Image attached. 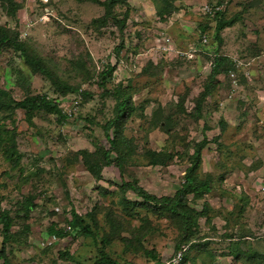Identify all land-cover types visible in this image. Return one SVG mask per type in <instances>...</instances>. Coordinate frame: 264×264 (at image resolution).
I'll list each match as a JSON object with an SVG mask.
<instances>
[{"label":"rangeland","instance_id":"rangeland-1","mask_svg":"<svg viewBox=\"0 0 264 264\" xmlns=\"http://www.w3.org/2000/svg\"><path fill=\"white\" fill-rule=\"evenodd\" d=\"M4 37L0 264H153L182 244L183 264H264V0H0ZM214 53L228 61L216 74ZM73 91L72 121L17 105ZM196 150L192 184L209 190L177 212L133 190L176 199ZM72 211L93 238L71 230Z\"/></svg>","mask_w":264,"mask_h":264},{"label":"trees","instance_id":"trees-1","mask_svg":"<svg viewBox=\"0 0 264 264\" xmlns=\"http://www.w3.org/2000/svg\"><path fill=\"white\" fill-rule=\"evenodd\" d=\"M222 3L219 4H208V6L211 8L212 13L210 14H204L202 13V15L207 19V20H217L219 18V16L222 14V7H221ZM219 7L218 10H216L215 8ZM107 9H105L106 11ZM229 25V24H228ZM223 24L217 25L215 27V31H220L223 27ZM206 25L202 26L200 25V34L202 35V38L206 35ZM6 40V38H2L0 39V43H4ZM200 43H202V39L200 40ZM215 54V53H214ZM116 55L118 56V53H116ZM215 60H214V69H213V73L216 74L219 69L221 68L222 64L225 62H228L225 58L223 57H217V55H214ZM218 58V59H217ZM26 61L29 65H32L33 67H36L38 69V71L42 74H46L47 76L48 73L44 70V68L38 63V61L27 58L26 57ZM231 63V61H230ZM112 71V67L111 66H107L106 70L103 71V76L109 74ZM74 92V91H73ZM72 92V93H73ZM68 93L67 96L60 98V100H58V102H53L51 100H49L46 96H40V95H36V96H29V97H25L23 100L19 101L17 103V105H19L22 109H24L27 113L32 114V113H36V112H43V113H47V114H52V115H56V116H60V118H64L63 112H62V108H61V104L63 103L64 100H68V101H72L76 95H80L81 96V92H74L72 95ZM128 101L125 98H121L120 102L117 104V109H116V117L114 120H118L119 118H122V115H124L125 111L128 109ZM82 105V100H81V104ZM114 122H108L105 124L104 126V134H105V138L106 141L108 143V148L107 150L104 151V160H105V166H109L110 164V160H109V152L112 148V146L114 145V137L112 138V134H111V129L113 128ZM200 157V152L198 150L194 151L193 155H192V165L190 167V169L187 171L186 175H185V183L182 186V189L177 191V193L175 194L176 199L174 200H169L168 198H163V199H158L154 196H151L149 194H147L145 191H143L140 188H133V190L144 200H150L152 201L155 205H163L168 207L171 211L173 212H177V206L178 204L183 200L185 194H187V192H205L208 191L209 189L207 188L206 183L203 182H196L194 184H192L193 179V170H194V166L196 164V162L198 161ZM193 159H195V163L193 161ZM152 164H157V162L155 160L151 161ZM186 213H182V215H185ZM0 223L2 224V233H3V244L7 241L8 239V233H9V229H10V217L7 213L3 214L0 218ZM70 228L72 231H76V232H81L83 234V236L85 237H90L93 238L94 234L91 231V228L89 225L84 224L82 219L80 218V215L75 213L74 211L71 212V220H70ZM49 234H52L54 237L56 235V232H54V227L53 224L47 229ZM54 241V240H53ZM181 247H185L186 250L183 254L182 257V261L180 264H183V262L185 261V257H186V253L188 251V246L187 244H182L179 246V248L176 249V251L178 249H180ZM175 251V252H176ZM175 252L173 254H175ZM100 262L104 263V264H116L111 260L106 259L104 256H102V258L100 259ZM153 264H162V261H156Z\"/></svg>","mask_w":264,"mask_h":264},{"label":"built area","instance_id":"built-area-1","mask_svg":"<svg viewBox=\"0 0 264 264\" xmlns=\"http://www.w3.org/2000/svg\"><path fill=\"white\" fill-rule=\"evenodd\" d=\"M215 9L218 10L219 7H216ZM201 11L204 14L212 13L211 8L207 4L202 7ZM206 41H207V38L204 36L202 38V43H206ZM162 47H164V46H162ZM80 104H81V96L80 95H76V97L72 101H68L64 105L61 104L62 112H63V115L66 118V120L72 121V120L76 119V117L80 113V107H81ZM185 250H186L185 247H181L170 258L162 261V264H180L182 261V257H183Z\"/></svg>","mask_w":264,"mask_h":264}]
</instances>
